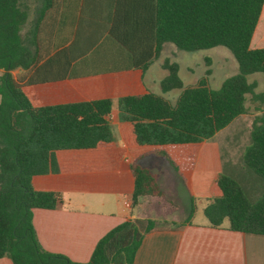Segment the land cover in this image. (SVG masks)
<instances>
[{
	"label": "trees",
	"instance_id": "trees-1",
	"mask_svg": "<svg viewBox=\"0 0 264 264\" xmlns=\"http://www.w3.org/2000/svg\"><path fill=\"white\" fill-rule=\"evenodd\" d=\"M136 1L111 4L109 36L103 41L97 38L89 47L95 48L90 59L100 51L108 52V57L104 63L95 60L81 81L121 82L120 119L128 124L125 135L134 152L133 207L149 199L159 201V211L175 207L160 189L156 174L141 164L145 156L164 158L178 173L194 169L203 143L246 115L248 97L253 96L262 108L242 162L261 179L258 199L250 198L255 191L247 189L241 171H226L212 186L203 215L213 228L227 223L230 231L264 236V93L256 94V84L248 82L250 75L264 74V0ZM56 9L69 20L71 9L84 15L85 4L0 0V69L5 71L0 77V259L13 264H134L145 235L190 223L198 210L194 199L184 222L138 217L122 223L99 241L88 263L44 251L34 229V209L54 210L63 200L59 193L34 190L31 178L83 167L77 165L76 156L108 150L114 141L108 119L114 99H90L76 89L79 102L40 101L41 90L64 84L67 78H81L73 76L72 61L56 60L57 50L72 42L71 36L55 37ZM28 23L31 27L23 36ZM168 43L187 52L225 47L239 71L218 90L203 79L183 90L172 104L142 85L144 74ZM18 68L27 74L14 77L11 72ZM162 68L167 71L161 81L163 94L183 89L179 65L165 59ZM61 154L73 161L72 166L60 163ZM93 161L86 168H100Z\"/></svg>",
	"mask_w": 264,
	"mask_h": 264
},
{
	"label": "crops",
	"instance_id": "crops-1",
	"mask_svg": "<svg viewBox=\"0 0 264 264\" xmlns=\"http://www.w3.org/2000/svg\"><path fill=\"white\" fill-rule=\"evenodd\" d=\"M65 1L70 6L76 3L85 4V13L77 15L71 9V18L64 20L58 14V9L55 10V37L66 39L71 36L72 39L71 43L57 50L55 57L57 62L72 61L73 76L81 78H67L64 84L41 90L40 101L44 105L79 102L82 98L76 89L82 90L90 99H114L115 108L108 119L113 135L120 137L124 150L119 149L113 141L108 145V150L76 156L77 165L83 167L62 169L31 178L34 190L59 193L63 200V205L54 210L33 211V225L42 249L65 256L75 263H88L99 241L122 223L138 217L155 219L158 222H184L190 215L194 199L198 210L190 223L180 228H159L145 235L134 264H264V236L230 231L227 223L221 228H213L203 215L208 204L205 201L212 198V186L226 172L224 161L217 149L205 151L202 147L196 167L179 173L164 158L145 156L141 164L156 174L160 189L175 207L168 206L159 211L162 205L154 199L146 200L137 208L133 207L135 178L130 163L134 152L125 135L128 124L120 119L118 100L123 96L121 82L118 78L81 81L88 75V69L93 67L95 60L104 63L105 57H108V52L100 51L96 57L90 59L89 56L95 48L91 50L93 48L89 47L97 38L102 37L103 41L109 36L111 4H134L137 1ZM59 2L63 0H57ZM30 19L32 21L33 15ZM30 24L22 29L23 36L29 31ZM73 42L75 46H72ZM165 46L163 51L168 48ZM159 60L160 58L155 60L145 74ZM163 61L162 59L160 63L161 68ZM27 72L18 68L11 74L21 77ZM4 74L5 71L0 69V77ZM144 77L142 85L152 91ZM93 160L100 168H86ZM60 163L72 166L73 161L61 154ZM127 201L132 203L131 208L125 206ZM182 209L187 216H179ZM198 215L204 219L195 222ZM0 264L13 263L10 259L3 258L0 259Z\"/></svg>",
	"mask_w": 264,
	"mask_h": 264
},
{
	"label": "rangeland",
	"instance_id": "rangeland-1",
	"mask_svg": "<svg viewBox=\"0 0 264 264\" xmlns=\"http://www.w3.org/2000/svg\"><path fill=\"white\" fill-rule=\"evenodd\" d=\"M166 45L165 47L168 48L162 52L159 63H154L147 74H145L144 80L154 94L163 96L172 104L176 103L183 90L198 85L203 79L207 81V85L211 89L218 90L225 80L236 75L239 71L236 59L231 51L225 47L187 52L176 48L173 44L168 43ZM162 59H169L171 62L179 65V76L183 82V89L163 94L160 82L167 71L165 72L160 66ZM208 71L210 74H207ZM248 82L256 84V94L264 93V74L250 75ZM247 106L248 113L246 115L238 118L229 127L216 134L214 138L204 142L201 148L203 147L205 151L217 149L224 161L226 171L232 174L236 173V171H241L244 175L241 176V179L244 180L243 182L247 189L249 188L250 192L255 191L253 194L251 193L252 196L250 195V198L255 201L258 199L260 191V184L257 181L259 182L261 179L244 167L242 155L245 148L250 144L252 127L256 117L261 114L259 109L262 108V104L259 101H255L253 96H249ZM119 138L117 135H114V143L123 151L124 147L120 143ZM178 214L179 216H187L184 209ZM202 219L204 218L198 215L195 218V222H200Z\"/></svg>",
	"mask_w": 264,
	"mask_h": 264
},
{
	"label": "built area",
	"instance_id": "built-area-1",
	"mask_svg": "<svg viewBox=\"0 0 264 264\" xmlns=\"http://www.w3.org/2000/svg\"><path fill=\"white\" fill-rule=\"evenodd\" d=\"M125 206H126L127 208H131L132 203L127 201V202L125 203Z\"/></svg>",
	"mask_w": 264,
	"mask_h": 264
}]
</instances>
